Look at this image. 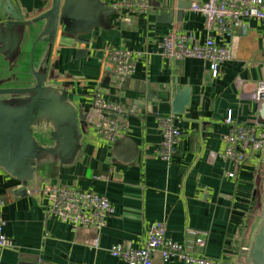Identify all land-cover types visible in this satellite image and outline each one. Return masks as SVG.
Returning a JSON list of instances; mask_svg holds the SVG:
<instances>
[{
    "label": "crops",
    "instance_id": "0c3cea01",
    "mask_svg": "<svg viewBox=\"0 0 264 264\" xmlns=\"http://www.w3.org/2000/svg\"><path fill=\"white\" fill-rule=\"evenodd\" d=\"M11 1L25 19H33L46 0ZM103 1L118 12L111 15L109 25L96 28L100 35L96 47L79 54L81 47L75 39L63 36L59 25L51 48L46 43L36 47L35 66L45 72L47 83L67 89L71 102L84 114L90 112L98 94L107 102L134 106L135 112L123 115L113 141L103 139L86 119L76 159L61 166L49 157L38 165L33 181L22 183L0 168L5 233L12 242L0 248V264H126L109 248L117 243L142 246L151 224L158 220L165 222L167 236L179 243L186 242L191 228L208 230L205 254L221 259L222 264H241L242 247L260 216L264 152L263 157L252 155L244 164L225 160L219 153L225 148L223 136L230 129L226 122L230 113L237 124L264 119V107L240 96L264 78V21L248 19L247 27H235L229 39L233 58L213 77L202 59H170L160 54L162 40L171 30L185 32L199 43L206 40L205 16L191 8L193 1L204 0H181L191 3L185 9L177 8L179 0H145L146 10L115 6L123 0ZM63 9L61 0L60 17ZM169 9L174 11L173 21L165 22L161 13ZM125 16L130 20L125 21ZM32 43L24 45L13 65L0 63L1 73L12 67L9 80L20 81L16 77L29 72L24 64L28 61L29 67ZM115 51L130 53L135 63L130 76L121 78L109 67ZM177 83L190 87L191 102L179 114L182 135L172 160L167 161L156 153L162 137L158 117L172 112V105L160 97L174 92ZM150 97L156 112L148 111ZM47 133L35 131L46 142ZM124 142L133 148L123 145L118 154L117 147ZM130 151L135 154L128 160ZM46 182L105 195L115 211L101 232L72 228L55 216H46L42 193ZM97 235L99 246L95 247ZM154 261L192 264L178 258L164 262L158 255Z\"/></svg>",
    "mask_w": 264,
    "mask_h": 264
},
{
    "label": "built area",
    "instance_id": "2783aa9c",
    "mask_svg": "<svg viewBox=\"0 0 264 264\" xmlns=\"http://www.w3.org/2000/svg\"><path fill=\"white\" fill-rule=\"evenodd\" d=\"M122 5L130 9H147L145 0H123L115 4L118 8ZM191 8L205 16V28L208 33L206 40L199 43L185 32L171 30L162 40L160 54L170 59H202L208 64L213 77L218 76L223 64L233 58L229 39L232 38L235 27H247L248 19L264 21V0L193 1ZM124 20L129 21L130 18L125 16ZM215 36L220 38L221 43L216 41ZM129 54L125 51L113 52L114 69L121 78L130 76L135 69V63ZM240 96L251 98L264 107V78L256 82L252 91H243ZM134 112V106L125 108L107 102L98 94L94 97L92 109L87 113V120L95 126L103 139L113 141L119 135L118 128L123 115ZM179 121V114L173 112L158 117L162 137L156 153L167 161L172 160L182 135ZM226 122L230 129L223 136L225 148L219 153L221 157L237 164H244L252 155L258 153L263 157L261 152H264V119H256L251 125L237 124L230 113ZM228 175L233 177L234 172L230 171ZM42 193L45 198L46 216H55L72 228H94L101 232L106 226L108 216L115 211L107 196L62 183L46 182ZM3 209L4 199L0 197V248L12 245L5 233ZM209 234L208 230L191 228L188 230L186 242L179 243L167 236L165 222L158 220L151 224L147 240L142 246L125 247L122 243H117L109 250L113 256L122 258L126 264H155L157 255L164 262L178 258L192 264H222L221 259L205 254ZM94 245L99 246V235L95 238Z\"/></svg>",
    "mask_w": 264,
    "mask_h": 264
},
{
    "label": "water",
    "instance_id": "95a60500",
    "mask_svg": "<svg viewBox=\"0 0 264 264\" xmlns=\"http://www.w3.org/2000/svg\"><path fill=\"white\" fill-rule=\"evenodd\" d=\"M60 4L61 0H46L39 15L25 19L11 0H0V57L16 54L19 58L24 45L33 41L29 72H22L16 85L0 86V168L22 183L35 180L38 165L49 157H55L61 166L72 163L82 147L83 125L87 123V114L71 102L69 91L47 83L45 72L36 68V47L46 43L51 48L60 25L63 36L75 39L81 47L79 54L83 55L87 48L97 45L100 35L96 28L109 25L111 15L118 12L103 0H64L60 17ZM190 4L179 0L177 8L185 9ZM173 14L172 9L161 13L163 21L172 22ZM109 67L113 69V63ZM31 76L34 82L30 81ZM166 92L167 97L160 100L169 101L173 113L184 114L191 102L190 87L177 83L174 92ZM148 102V111H158L151 97ZM36 130L48 132V141H41ZM123 145L133 148L124 142L117 147L118 154ZM130 152L128 160L135 154ZM261 200L259 219L241 250V264H264V172Z\"/></svg>",
    "mask_w": 264,
    "mask_h": 264
},
{
    "label": "flooded vegetation",
    "instance_id": "af4514ba",
    "mask_svg": "<svg viewBox=\"0 0 264 264\" xmlns=\"http://www.w3.org/2000/svg\"><path fill=\"white\" fill-rule=\"evenodd\" d=\"M4 60H2L3 62H7L10 66L11 65H13V60H14V62H15V59L17 58V56H16V54L15 55H12V56H9V57H7L6 58V56L4 57V56H1ZM7 59V60H6ZM16 62H17V60H16ZM15 62V63H16ZM14 63V64H15ZM1 66V65H0ZM21 76H22V74H19L18 75V77H16V78H18V79H20L21 78ZM2 77V78H1ZM0 77V86H8V85H16V84H18V82L16 81V82H13L12 80H10V82L9 81H7V79H8V76L7 77H5V78H3V76H1ZM32 77V76H31Z\"/></svg>",
    "mask_w": 264,
    "mask_h": 264
},
{
    "label": "rangeland",
    "instance_id": "374dc122",
    "mask_svg": "<svg viewBox=\"0 0 264 264\" xmlns=\"http://www.w3.org/2000/svg\"><path fill=\"white\" fill-rule=\"evenodd\" d=\"M0 63H4L2 60H0ZM8 64V63H7ZM10 66V65H9ZM2 67V66H1ZM1 67H0V69H1ZM12 67H9L7 70H4V72L3 73H1L0 72V77L1 76H3V78H5V77H7V76H10V75H12V72L10 71V69H11ZM24 68H26V69H28L29 67H28V61L26 62V64H24ZM2 74V75H1ZM2 78V77H1ZM8 80V79H7ZM24 83V82H23Z\"/></svg>",
    "mask_w": 264,
    "mask_h": 264
}]
</instances>
